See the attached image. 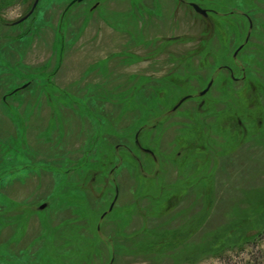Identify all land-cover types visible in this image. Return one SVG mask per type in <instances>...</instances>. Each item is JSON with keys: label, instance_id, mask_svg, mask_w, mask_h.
<instances>
[{"label": "rangeland", "instance_id": "rangeland-1", "mask_svg": "<svg viewBox=\"0 0 264 264\" xmlns=\"http://www.w3.org/2000/svg\"><path fill=\"white\" fill-rule=\"evenodd\" d=\"M0 264H264V0H0Z\"/></svg>", "mask_w": 264, "mask_h": 264}, {"label": "water", "instance_id": "water-1", "mask_svg": "<svg viewBox=\"0 0 264 264\" xmlns=\"http://www.w3.org/2000/svg\"><path fill=\"white\" fill-rule=\"evenodd\" d=\"M83 1H85V0H77L78 3H81V2H83ZM192 7L194 8V10H195L197 13H199V14H201V15H203V16H206V11L203 10V9H201L199 6H197V5H192Z\"/></svg>", "mask_w": 264, "mask_h": 264}, {"label": "flooded vegetation", "instance_id": "flooded-vegetation-1", "mask_svg": "<svg viewBox=\"0 0 264 264\" xmlns=\"http://www.w3.org/2000/svg\"><path fill=\"white\" fill-rule=\"evenodd\" d=\"M192 5H196V4H191V7H192ZM193 8V7H192ZM193 10H194V8H193ZM195 11V10H194ZM196 12V11H195ZM197 13V12H196ZM199 14V13H198ZM201 15V14H200ZM207 15V14H206ZM203 16V15H202Z\"/></svg>", "mask_w": 264, "mask_h": 264}]
</instances>
